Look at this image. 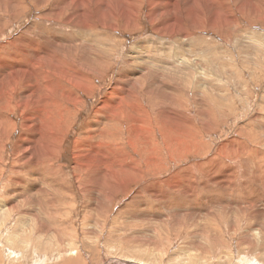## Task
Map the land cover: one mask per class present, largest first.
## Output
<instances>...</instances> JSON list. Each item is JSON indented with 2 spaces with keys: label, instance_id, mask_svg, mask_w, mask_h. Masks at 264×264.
I'll return each instance as SVG.
<instances>
[{
  "label": "bare ground",
  "instance_id": "bare-ground-1",
  "mask_svg": "<svg viewBox=\"0 0 264 264\" xmlns=\"http://www.w3.org/2000/svg\"><path fill=\"white\" fill-rule=\"evenodd\" d=\"M30 6L37 11L44 9L40 18L37 16V21L23 27L17 35L0 41V176L6 170L12 172L8 195L22 197L20 203L14 205L12 202L9 205V212L23 209V205H26V210L32 211L30 213L47 210L53 216L61 213L64 216L65 211L61 207L65 203L58 195H76L65 181L66 177H63L66 165L58 163L66 138L74 127L81 107L86 104V96L92 97L93 91L101 87L96 84V79L105 82L106 71L113 66L112 57L119 54V39L110 31H117L119 22L124 23L122 30H139L142 26L140 19L145 16L148 22L155 24L154 32L158 38L135 45V50L129 53L130 58L125 63L126 68L116 76L108 95L85 119L73 144L72 177L76 178L84 200H89L85 203L87 208L96 205L94 199V203L90 202V195H105L96 205L104 225L112 217L110 207L119 191L127 192L133 183L145 180L134 192L131 202H124L115 213L114 221L122 217L142 218V224L153 218L160 220L166 230L170 227L174 230L180 227L179 231L194 227L198 235L205 232L206 229L199 225L203 222L201 220L208 216L213 221L217 214L210 208L205 210L196 201L195 196L199 193L197 173L211 177V185L230 183L233 175L227 163L224 164V171L217 173L213 170L212 165L218 161L219 153L204 159L206 150L202 148L204 142L200 136L204 130L211 131L219 123L213 115L209 91L206 93V67L217 66L218 69L219 49L214 42L196 32L204 28L206 10L209 12L210 26L217 32L224 25L237 29L240 18L250 19L254 24L256 21L251 19L254 16L263 22L264 0H0V32L11 21L19 22V17ZM52 20L55 22L53 26L65 31L58 33L47 24ZM194 45L193 51L196 53L188 57ZM253 45L259 46V43ZM174 56H177V62ZM191 78L195 86L189 84ZM192 103L195 104V112L191 113ZM223 104V100H220L217 107L222 108ZM15 117L21 122L18 123ZM197 121L202 125L198 126ZM19 129L21 132L16 136ZM14 136L15 140L12 141ZM10 145L12 147L8 148ZM194 150L200 159L180 165L172 173L160 177L166 152L170 160L176 163L184 154ZM243 152L248 154L246 149ZM209 182L204 180L203 188H210ZM145 195L158 199L160 196L174 195L182 200L194 196V205L192 212L184 214L189 217L184 222L181 221L182 217L175 220L168 216L161 218L157 210L151 212L149 209L142 216L137 215L142 210L140 208L129 212L135 202L147 201ZM211 195H217L216 191L213 190ZM246 199L235 202L232 199L230 205L233 204L235 212L248 214L250 223L262 220L264 213L247 209L251 208L249 205H253V202ZM164 206L173 207L167 201ZM4 210L0 208V211ZM195 210L198 212L193 213ZM63 219V225L61 219L58 221L57 218L51 223L68 226L70 217ZM261 225L262 231L256 232L264 236V226ZM209 229L210 237L219 240L216 247L222 245L219 242H223V238L215 236L220 233H215L212 227ZM153 231L158 234L156 229ZM250 234L246 231L240 235V239H244L241 243L253 247L255 245L251 242L254 240ZM218 253L221 264L222 258L227 257H221ZM135 259H125L124 263H149H143L139 257Z\"/></svg>",
  "mask_w": 264,
  "mask_h": 264
},
{
  "label": "rangeland",
  "instance_id": "rangeland-1",
  "mask_svg": "<svg viewBox=\"0 0 264 264\" xmlns=\"http://www.w3.org/2000/svg\"><path fill=\"white\" fill-rule=\"evenodd\" d=\"M48 8H50V6ZM43 10L44 9L37 11L35 7L30 6V9L19 17V22L11 21L8 27L0 32V41L17 35L23 27L25 28L28 24L37 21V16L41 15ZM207 12L208 10L205 11L206 18L204 20L206 23L203 25L204 28L203 30L197 31L196 34L214 42L219 49L218 69H216L217 66H214L215 68L211 66L208 68L206 67V80L208 81L206 93L209 91L208 99L210 100V104L212 103L213 105L214 118H216L219 123L211 131L204 130L205 134L203 132L200 139H203L202 141L204 143L202 148L206 150V152H204L206 153L204 159H209L219 153L218 161L212 165L213 170L220 173L225 170L224 164L227 163L231 167L230 171L233 175V181L230 182L231 185L230 183L211 185V177L207 178L204 177L201 172L197 173L196 180L198 181L197 185H199V193L195 196L196 201L201 204L205 210L210 208L217 214L213 217V221L210 218L208 219V216L201 220L203 222H200L199 225L206 229L207 232H201L198 235L194 227L184 228L180 231V227H175V230L173 227H170L166 230L160 220L153 218L150 220L144 219L146 223L142 224V218H139V220L137 218L122 217L114 221L115 219H113V217L115 213L122 208L124 202H131L134 197V192L141 184L146 182L145 180H139L133 183L127 192L119 191V195L114 199L110 207L112 219L110 218L107 220L104 225L96 205L105 195H90V202L92 203V199H94L96 205L93 204L87 208V204L85 203H88L89 200H84L85 196L79 191L80 188L76 178L72 177L73 144L76 136L81 131L85 119L92 115L95 108L101 104L103 97L108 95L109 87L113 84L116 76L126 68L125 63L128 61V58H130L128 57L129 53L135 50V45L141 41L158 38L157 34L154 32L155 24L148 22L146 17L142 16L140 19L142 26L139 30H122L124 23L119 22L118 30L110 31L111 35L114 34L117 36V39H119V54L112 57L113 66L110 70L106 71L108 74L106 75L105 82H100L96 79V84L101 87H97L96 90L93 91L90 95L92 97L86 96V104L83 108L81 107L82 111L80 110L78 113L75 124L73 125L74 127H72L64 143L63 154L58 163H64L66 165L64 167V173L66 175L64 174L63 177H66L67 180L65 179V181L71 189L73 188L74 193H76L75 196L58 195L65 203L61 207L62 210L65 211L64 216L62 213L53 216L47 213V210H39L35 211L36 213H30L32 211L26 210V205H23V209L21 208L9 212V205L12 202L14 205L15 203H20L22 197L21 195H16V197L8 195V187L11 184L10 178L12 172L10 173L9 170H6L5 173L0 176V208H2V210L5 209L4 211H0V264H125L124 262L126 260H137L135 258L138 257L143 263H145V261L148 263L149 261L148 264H220V261H218V251L221 257H227V259L222 258L221 264H264V236L258 231L256 232V230H261L260 224L264 226V221L262 222L264 218L260 221L250 223L249 220L251 219L248 214L241 215L239 212L234 211L235 209L232 208L233 204L230 205L233 203L232 199H234L233 201L235 202V200L247 198L246 200L253 202V205H249L251 208L247 207V209H251V212H258L260 210V212L264 213V205H262L264 204V21H259L256 17L251 16V19L256 21V23L253 24L250 19L244 20L240 18L236 26L239 31L233 27L228 28L224 25L220 27L217 32V30L212 29L210 26V16L209 12ZM43 22L46 23V21ZM54 23L55 22L52 20L47 24L54 27L58 33L65 31H61L59 27L53 26ZM44 33H46V31ZM256 43H259V46L253 45ZM195 47L196 45L190 49L188 57L196 53V51H193ZM249 49H251V51ZM199 50L200 52L202 51L201 48H199ZM243 50H245V52ZM174 57L175 62H177V56ZM99 79L103 80L102 78ZM194 82L195 81L191 78L189 84L195 86ZM82 95H84V93ZM220 100L224 102L222 108L217 107ZM191 102H193L192 98ZM191 108H193L191 111L192 113L195 110L194 103L190 105V109ZM16 120L18 123L21 122V119L16 118ZM196 124L198 126L202 125L200 121H197ZM201 129L203 130V127H201ZM20 132L19 129L16 132V136H18ZM14 140L15 136L12 141ZM11 147L10 145L8 148ZM240 148L246 149V153L248 154L245 155L243 152L244 150H240ZM233 150L234 152H232ZM10 151L9 149L8 152L10 153ZM197 151L199 154L201 153L200 150ZM195 152L196 150L190 153L187 152V154H184L183 158L176 163L170 160L166 152L163 161V170L159 173L160 177L172 173L180 165H186L200 159V155H197ZM243 153L244 155H242ZM252 163L254 164L252 165ZM213 170L210 169L212 173ZM146 177L152 179L150 175ZM204 180L210 181V188H203ZM232 183L236 188H234ZM228 189L229 192H227ZM213 190L214 192L216 191L217 195H211ZM145 196L147 201L135 202V204H132V210L129 212L140 208L142 210L137 215L142 216L149 211V209H151V212L157 210L160 212L159 217L161 218L168 216L167 218L175 220L182 217L181 221L184 222L189 218L184 214L192 212L194 205L192 201L194 196L191 198L187 196L186 200L176 198L174 195H168V197L160 196L159 199L151 195V197L149 195ZM165 201L170 202V205H173L174 209L172 206V209L165 207ZM66 204L69 205L67 206ZM195 212H198V210H195L193 213ZM226 212H231V214H224ZM66 216L70 217V224H68V226H57V223H51V221L57 218L58 221L61 219L63 225V221L65 220L63 218ZM205 219H207V221ZM208 222L211 224L209 225ZM209 227L215 229V233H220V235L217 236L215 234V236L217 238H223V242H219V244L222 245L216 247L219 240L217 241L214 236V238L210 237L211 232L209 233ZM153 229H156L158 234H156ZM216 229L218 232H216ZM200 231L202 230L200 229ZM246 231L251 233L250 237L252 236L254 240V242L251 243L255 246L252 247L248 244L241 243L244 242V239L241 240L240 235ZM132 251L134 253H132ZM129 257L132 258L130 259ZM248 258H250V260ZM203 260L205 262H203Z\"/></svg>",
  "mask_w": 264,
  "mask_h": 264
}]
</instances>
